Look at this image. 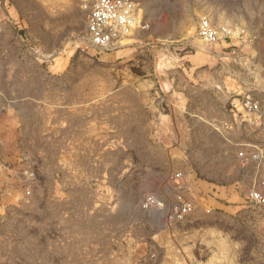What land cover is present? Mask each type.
I'll return each instance as SVG.
<instances>
[{
  "label": "rangeland",
  "instance_id": "374dc122",
  "mask_svg": "<svg viewBox=\"0 0 264 264\" xmlns=\"http://www.w3.org/2000/svg\"><path fill=\"white\" fill-rule=\"evenodd\" d=\"M169 3L141 1L135 27L99 50L89 43L82 0H0V264H264V206L248 199L264 160L211 178L237 173L239 182H226L224 192L200 187L195 181L209 178L183 164L190 154H210L201 130L192 152L171 151L147 108L138 123L135 109L121 107L122 90L163 94L147 81L156 55L165 58L156 67L163 78L180 71L168 90L200 96L201 82L186 89L184 65L174 64L185 51L175 45L181 35L168 32L158 52L150 43L137 50L144 39L137 28L149 30L155 16L171 26ZM206 17L183 18L186 36L239 38L227 26L231 35L204 39ZM242 53L239 64L227 65L235 74L228 84L246 90L256 83L253 95L264 98V57ZM216 62L211 69L226 64ZM255 143L264 155V142ZM211 152L218 155L215 145ZM151 197L162 204L147 203ZM183 204L189 208L178 218Z\"/></svg>",
  "mask_w": 264,
  "mask_h": 264
},
{
  "label": "crops",
  "instance_id": "0c3cea01",
  "mask_svg": "<svg viewBox=\"0 0 264 264\" xmlns=\"http://www.w3.org/2000/svg\"><path fill=\"white\" fill-rule=\"evenodd\" d=\"M136 1L140 13L141 1L151 2L152 0ZM169 2V23L171 26H162L157 21L160 16H155L151 20L149 30H145L147 25L144 26V24L142 28H137V30H142V37H144V39L139 40L137 50L144 49L145 45L150 43L149 47L154 52H158L159 48L162 47L161 42L158 41L167 37L168 32L181 35L182 40L180 43L176 42L175 45H177L176 47L183 45L185 51L183 56L176 58L174 64L184 65L186 89L189 85L192 87L193 81L201 82L199 92L195 93L200 96L198 99H194L193 92L187 93L185 91L182 94L175 90L176 87L170 89L171 91L168 90L170 86L173 87L171 81L180 71L175 69L174 77L163 78L156 67H159L165 58L156 55L153 60L154 77L147 79V81L156 86H158L156 84L158 82L163 88V94L160 91H154L153 96L151 94L149 97L148 94L145 96L137 91L134 96L133 92L122 90L118 92L121 107L126 110L131 108L134 111L135 109L137 116L132 120H136L138 123L144 120L143 116L147 108L152 113L151 122L156 129V137L171 151H178L183 148L184 152L187 149L192 152L198 129H200V137L205 139L210 154L208 156L190 154L184 158L183 168L187 173L195 172L194 169L190 168L194 164L200 175L209 178L206 180V184L195 181L197 185L208 189L215 186L217 191L224 192L227 187L223 184L227 182L235 185L239 182L236 181L237 173L235 176L233 175L232 179L225 180V182H222L221 179L214 182L211 178H231V171L238 169V167L244 171L254 168L252 163H245L240 160L238 150L235 147L232 148V145L237 144L239 146L246 142H264V128L256 126L241 105V96L249 92L256 94L252 89H256L257 84L255 83V88H253L252 83L250 87H245L247 91L241 89L234 82L229 86L228 81L235 74L227 66L231 64L233 68V65L239 64L242 59L240 55L248 50H254L255 55L264 57V0H169ZM145 6L148 7L151 4L146 3ZM190 14L196 19L207 16L215 24L230 26L233 29L236 28V31L239 29V38H232L231 40L225 38L221 41L208 43L193 34L186 36L183 18H188ZM144 22L146 23V21ZM164 44L168 48H176L171 42H164ZM218 58H221L222 63L226 64L211 69L210 67L217 63ZM161 96L165 105L161 104V101L156 102ZM128 111L127 116L129 115ZM137 127L141 128L143 125L140 124ZM243 132L246 135L243 136ZM213 145L218 152L216 157L211 152ZM207 161L208 163L205 164L204 162ZM213 161L216 162L215 165ZM217 183H222V185ZM219 204L222 205L223 203L220 201Z\"/></svg>",
  "mask_w": 264,
  "mask_h": 264
},
{
  "label": "built area",
  "instance_id": "2783aa9c",
  "mask_svg": "<svg viewBox=\"0 0 264 264\" xmlns=\"http://www.w3.org/2000/svg\"><path fill=\"white\" fill-rule=\"evenodd\" d=\"M88 9L87 32L89 39L97 49H109L121 40L124 32L134 26L140 18L138 3L136 0H82ZM201 36L209 41H217L224 36L231 35L227 26H217L206 17L200 23ZM241 105L252 122L260 128H264V98L255 97L252 93L241 96ZM245 150L238 152V157L245 162H261L264 155L258 143H247ZM247 150L251 152L247 153ZM181 174H177V177ZM248 199L254 206H264V175L259 177L248 193ZM162 203L151 197L149 202ZM160 202V203H159ZM146 203V205H147ZM189 204L180 206L177 217L182 218L187 212Z\"/></svg>",
  "mask_w": 264,
  "mask_h": 264
},
{
  "label": "bare ground",
  "instance_id": "6f19581e",
  "mask_svg": "<svg viewBox=\"0 0 264 264\" xmlns=\"http://www.w3.org/2000/svg\"><path fill=\"white\" fill-rule=\"evenodd\" d=\"M209 19V18H208ZM210 20V19H209ZM138 21V20H137ZM211 21V20H210ZM137 24V22L134 24V26L133 27H131V28H128V30L130 31L131 29H133L134 27H135V25ZM213 24V23H212ZM90 43V45L91 46H93V47H95L96 48V46L90 41L89 42ZM99 50H102V49H99ZM160 203V202H159Z\"/></svg>",
  "mask_w": 264,
  "mask_h": 264
}]
</instances>
